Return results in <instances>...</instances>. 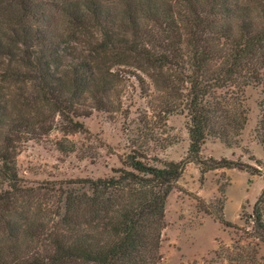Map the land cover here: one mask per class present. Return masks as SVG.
I'll return each mask as SVG.
<instances>
[{"label":"rangeland","instance_id":"1","mask_svg":"<svg viewBox=\"0 0 264 264\" xmlns=\"http://www.w3.org/2000/svg\"><path fill=\"white\" fill-rule=\"evenodd\" d=\"M83 4L95 5L98 17ZM244 21L261 33L263 48L253 49L260 61L264 0H27L26 12L0 0L3 41L24 24L46 39V58H55L59 70L85 65L93 87L74 108L79 116L73 121L81 128L63 129L53 107L36 104L50 130L15 139L20 191L0 205V248L50 254L53 236L97 238L120 212L140 210L155 192L149 185L120 182L95 191L81 181L119 178L130 155L156 168L184 161L191 82L198 79L207 92L211 133L200 158L247 168L201 174L199 165L186 163L166 199L161 227L146 230L144 223V234L159 238L157 251L141 258L155 257V264H264V243L252 222L258 199L264 213V58L256 63L249 57L234 74L229 61ZM197 47L206 52L204 60ZM19 86L0 81L2 101L13 106ZM8 187L0 178V190ZM25 228L40 231L41 238L10 237L11 230L20 235Z\"/></svg>","mask_w":264,"mask_h":264},{"label":"trees","instance_id":"2","mask_svg":"<svg viewBox=\"0 0 264 264\" xmlns=\"http://www.w3.org/2000/svg\"><path fill=\"white\" fill-rule=\"evenodd\" d=\"M10 1L17 6L18 12L27 11V0ZM82 7L93 17H98V10L93 8L95 5L88 7L83 4ZM71 15L72 17L79 15L76 17L79 21L83 18L80 13ZM238 28L243 35H239V39L233 36V47L229 51L232 74L236 68L248 66L246 60L254 55V48L255 51H261L263 48L260 44L261 33L252 29L248 21L242 22ZM227 31H231V28H226ZM191 38L195 40L196 33H191ZM199 41L201 42V38ZM47 50L46 39L41 38L39 33H33L22 23L12 30L10 36H6L5 41L0 38V65H3L0 81H7L11 86L19 84L22 86L18 88V103L15 99L13 106L4 102L5 99L2 101L3 95L0 93V136H2L0 137V178L9 186L7 190H0V205L2 206L10 203L12 197L9 195L20 191V179L16 173L12 155L13 148L15 149V139L16 142L32 140L39 135L37 132L42 131L45 134L50 130L42 108H36L35 105L46 104L53 107L52 110L56 111L62 119L64 124L62 128L67 131L82 126L74 122L73 118L79 116L74 109L77 102L85 94H90L91 85H88L90 77L84 73L85 65H73L67 70H59L55 58H46ZM199 50L200 47H197L196 54L204 60L206 52ZM259 55L260 61L263 60L264 51ZM253 58L256 63L260 62L259 56H253ZM3 60H6V63ZM201 88L198 79L191 82L192 98L188 104L190 142L184 161L169 162L163 168H156L130 155L124 163L129 169L117 171L120 174L119 178L81 181L82 184L92 187L95 191L115 188L120 182L141 186L149 185L155 192L140 210L120 212L118 218L114 219V224L108 225V222L102 231L97 233V238L90 237V235L73 236L72 238L62 234L53 236L54 240L48 242L53 246L50 254L42 255L37 251L32 252L29 247L23 250L20 246L11 248L6 245L0 248V264H155L153 261L155 257L147 261L141 258V254L149 253L151 250L157 251L159 233H149L147 236L142 229L144 223L149 225L146 230H153L154 226L161 227L163 224L166 199L181 177L184 165L186 163L199 165L201 174L210 170L247 168L246 165L226 159L202 160L200 158L201 147L211 134L209 111L204 106V97L207 92ZM30 108L33 109L34 115L29 114ZM262 123L264 126V120ZM259 204L260 199L254 205L252 222L259 238L264 243V213L259 208ZM9 235L11 238L22 236L30 241L40 239L42 236L40 231L35 232L28 228L22 230L20 235L16 229L11 230ZM108 236H113L114 239L107 238V241H104ZM11 249L19 252L9 258L8 256L12 255ZM21 250L26 254H31L30 257L22 255L24 253H21Z\"/></svg>","mask_w":264,"mask_h":264}]
</instances>
